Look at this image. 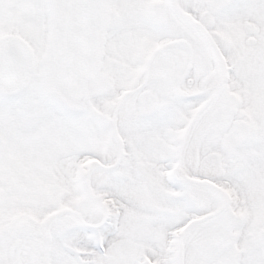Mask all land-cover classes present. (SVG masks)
<instances>
[{
	"label": "snow or ice",
	"instance_id": "obj_1",
	"mask_svg": "<svg viewBox=\"0 0 264 264\" xmlns=\"http://www.w3.org/2000/svg\"><path fill=\"white\" fill-rule=\"evenodd\" d=\"M0 264H264V0H0Z\"/></svg>",
	"mask_w": 264,
	"mask_h": 264
}]
</instances>
